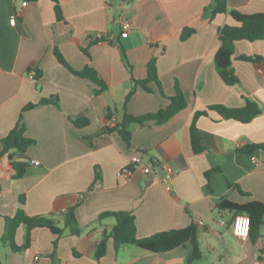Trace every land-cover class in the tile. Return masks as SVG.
I'll return each instance as SVG.
<instances>
[{"label": "crops", "instance_id": "0c3cea01", "mask_svg": "<svg viewBox=\"0 0 264 264\" xmlns=\"http://www.w3.org/2000/svg\"><path fill=\"white\" fill-rule=\"evenodd\" d=\"M57 2L60 19L50 0H0V140L28 104L54 99L58 105H37L22 114L24 136L34 143L27 149L28 168L21 179L12 178L8 155L0 156V238L4 218L14 216L20 197L27 216L51 218L59 228L62 213L76 205L80 235L65 229L58 237L46 228H34L28 247L20 252L0 242V264H188L193 253L189 243L153 253L134 245L116 248L112 238L97 259L103 233L115 225L112 217L99 221L109 212L133 215L141 240L196 226L201 258L191 264H264V225L255 244L249 238L239 240L229 224L234 215L217 208L222 200L264 204V156L260 151L244 152L248 146L264 144V41L235 44L232 68L239 82L227 86L214 57L220 47L217 30L234 21L226 14L204 18L211 0ZM227 8L264 14V0H227ZM17 9L19 17L11 25ZM123 20L131 24L129 33L122 29ZM187 28L194 33L181 41ZM55 49L73 70L93 69L105 90L95 94L98 86L60 65ZM240 56L263 60L246 62ZM151 59L156 60L165 97L152 83L150 91L137 88L124 106L132 79H146ZM177 88L186 107L168 121L132 124L128 143L116 134L102 133L124 113L142 117L165 109ZM246 100L261 110L249 123L224 120L215 111L197 119L203 151L194 154V113L212 105L242 108ZM76 118L87 124L74 127L71 121ZM134 156L151 163L152 172L137 169L126 179L121 170ZM162 165L172 172L170 190ZM25 235L26 227L19 226L17 246L25 244Z\"/></svg>", "mask_w": 264, "mask_h": 264}, {"label": "trees", "instance_id": "16d2710c", "mask_svg": "<svg viewBox=\"0 0 264 264\" xmlns=\"http://www.w3.org/2000/svg\"><path fill=\"white\" fill-rule=\"evenodd\" d=\"M26 2H36L38 0H25ZM55 4V11L57 19H60V9L57 0H50ZM226 14L233 21L234 25H224L217 30L218 40L220 47L214 57V64L216 71L227 86H234L238 84L239 80L236 77L232 68V56L234 54L235 44L239 41L255 42L264 41V14H242L227 8V0H211L209 6L203 11V17L206 19H213L216 15ZM194 33L193 29H184L181 33V41L186 40ZM86 53V51H84ZM54 56L57 62L65 67L72 75L79 78L87 79L98 86L95 94H100L105 90L104 83L98 78L96 72L85 67L80 71L73 70L63 59L57 49L54 50ZM240 60L246 62H259L263 60L259 56H240ZM147 77L144 80L132 79L133 89L129 92L124 102V106L129 98L134 94L137 88L144 91H150L149 85L155 84L158 87L160 96L165 97L159 78L157 75L156 60L151 59L146 67ZM169 105L156 114H151L142 117H133L124 113L119 121H115L112 126L106 125L102 129L104 134H116L121 139L128 143L130 142L132 124L143 125L147 121L154 120L161 124L168 121L173 115L183 110L186 107V101L182 92L177 88L173 97L168 98ZM53 104L57 105V100H41L39 104H28L25 106L19 116L18 122L15 127L8 133L6 137L0 140V156L8 155L9 166L13 171L12 178L14 180L21 179L28 168V159L26 158L27 149L34 143L32 140L24 136L25 127L22 124V114L28 110L35 108L37 105ZM207 111H215L224 120H235L240 123H249L252 119L257 117L261 110L259 106L250 100H246V105L242 108H226L221 105L208 106L207 110L195 112L190 125V139L192 151L194 154H199L203 151L200 144V139L196 135V121L199 117L206 116ZM106 119L111 120V114L107 112ZM72 124L74 127L79 128L87 124V120L83 118L73 119ZM253 151H260L264 156V144L251 145L245 148L244 152L252 153ZM207 177V174H205ZM98 176L96 175L95 182ZM95 184V183H94ZM92 185V187L94 186ZM19 207L13 217H5V229L0 242L10 247L12 252H20L26 249L30 241V231L34 228H46L51 233L60 237L64 234L65 229L68 230L72 236H79L80 231L75 218V206L69 207L62 213L63 228H59L54 220L44 217H29L22 209L24 204V197L18 200ZM217 208L219 211H227L232 213L235 217L238 214H246L250 220L249 239L253 244L256 243L260 237V230L264 225V204L259 202H249L247 204L239 205L232 203L228 200H222ZM112 217L115 220V225L107 233H103V237L99 242L96 250V258L100 259L105 254V244L108 238H112L116 248L123 245H134L139 249L153 252L165 253L177 247L185 246L187 243L193 246V253L188 261L191 264L201 258L199 250V243L197 240L198 230L194 225L181 230H172L169 232H162L155 234L146 239H138L135 233L134 216L126 212H109L103 213L99 216V221ZM234 219V218H233ZM26 227L25 244L21 247L17 246L14 241L15 232L19 226ZM56 246V242L53 244Z\"/></svg>", "mask_w": 264, "mask_h": 264}, {"label": "built area", "instance_id": "2783aa9c", "mask_svg": "<svg viewBox=\"0 0 264 264\" xmlns=\"http://www.w3.org/2000/svg\"><path fill=\"white\" fill-rule=\"evenodd\" d=\"M25 4L26 3H22V6H25ZM19 14H20V10L19 9L15 10V13L10 20L11 25H14L15 20L19 17ZM121 26L125 33L130 32L131 24L128 21L123 20L121 22ZM237 148H240L239 144L237 145ZM31 163L35 166L38 165V162H31ZM137 169H140L144 174H150L152 172L151 170L152 165L151 163L143 162L140 156H134L130 159L129 165L121 170V175L124 178L129 179L132 176L133 172ZM161 169L165 173V180H164L165 187L167 188V190H170L169 180L171 178V173H172L171 169L167 165H162ZM240 226H243L244 228L243 231L238 230ZM249 232H250L249 217L245 214L236 215L232 221V233L234 237H236L239 240H246L249 237Z\"/></svg>", "mask_w": 264, "mask_h": 264}, {"label": "clouds", "instance_id": "9594fccd", "mask_svg": "<svg viewBox=\"0 0 264 264\" xmlns=\"http://www.w3.org/2000/svg\"><path fill=\"white\" fill-rule=\"evenodd\" d=\"M238 230H239V231H243V230H244L243 226H240V227L238 228Z\"/></svg>", "mask_w": 264, "mask_h": 264}, {"label": "rangeland", "instance_id": "374dc122", "mask_svg": "<svg viewBox=\"0 0 264 264\" xmlns=\"http://www.w3.org/2000/svg\"><path fill=\"white\" fill-rule=\"evenodd\" d=\"M226 219H227V218H226ZM232 221H233V220H231V222H229V224H231V223H232Z\"/></svg>", "mask_w": 264, "mask_h": 264}]
</instances>
